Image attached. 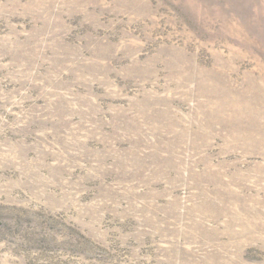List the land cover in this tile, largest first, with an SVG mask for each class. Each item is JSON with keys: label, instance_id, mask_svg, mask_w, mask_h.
Returning <instances> with one entry per match:
<instances>
[{"label": "rangeland", "instance_id": "rangeland-1", "mask_svg": "<svg viewBox=\"0 0 264 264\" xmlns=\"http://www.w3.org/2000/svg\"><path fill=\"white\" fill-rule=\"evenodd\" d=\"M0 264H264V0H0Z\"/></svg>", "mask_w": 264, "mask_h": 264}]
</instances>
